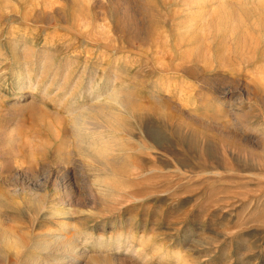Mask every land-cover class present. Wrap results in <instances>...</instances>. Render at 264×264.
I'll return each instance as SVG.
<instances>
[{
  "label": "rangeland",
  "instance_id": "374dc122",
  "mask_svg": "<svg viewBox=\"0 0 264 264\" xmlns=\"http://www.w3.org/2000/svg\"><path fill=\"white\" fill-rule=\"evenodd\" d=\"M112 95L132 100L110 132L126 170L104 173L74 117ZM63 226L109 264H264V0H0V231L21 247L0 264Z\"/></svg>",
  "mask_w": 264,
  "mask_h": 264
},
{
  "label": "bare ground",
  "instance_id": "6f19581e",
  "mask_svg": "<svg viewBox=\"0 0 264 264\" xmlns=\"http://www.w3.org/2000/svg\"><path fill=\"white\" fill-rule=\"evenodd\" d=\"M227 21L231 23L227 25L229 26L232 25V28L238 27L237 18H232L231 16L228 20H226V22ZM192 25H193V22L191 26ZM194 30H196V28H194ZM160 38L158 39V41L159 40L161 41L162 38L161 39ZM240 39H243V35L240 34V32H238L237 40L240 41ZM178 41H180V39ZM184 55L185 54L180 53L179 58L185 57ZM217 58L216 60L219 59L220 60L219 62H221V58H218V59ZM16 66L17 67L10 73V78H11L10 83L12 84L13 87H15L18 91H20L23 89V85L26 83V86H27V83H28L27 81H30V80L27 77L25 78L23 76V74L28 75L27 67L25 66V64L23 63L21 64L18 62ZM181 66L182 67H179V68H182L181 70L185 69L187 73H190L192 70V68H189L188 65L186 66V68H185V65L184 66L181 65ZM131 104H132V100L130 98H127V97L120 98L118 96L112 95L109 97V99L106 102L86 108L85 111L79 113L76 117H74L75 123H76V132L79 137L78 147L80 151L82 152L83 156L88 162L98 167L104 173L124 172L126 170L125 165L123 163H118L115 159L116 155L118 154V149H117L116 144L111 139L112 135L110 134V132L113 129H117L120 123V116L118 115V113L120 112L118 110L116 111V109L129 110L131 107ZM62 167H63L62 170L64 171L63 173L64 176L61 178V183L58 180H54L55 187L57 188L58 186L63 185L64 187L68 188V191H70V193H75L74 185H73V182L71 181V176L73 175H70L69 171L66 168H64V166ZM94 184L98 187V190H100V188L102 190L103 187L109 186L111 183L109 181V178H103L97 175L96 178L94 179ZM76 194H78V192H76ZM62 211H58V213L62 214ZM62 219H65V218H62ZM68 231L69 230L67 229V227L63 226L61 229L49 228L44 234H41V233L37 234L35 236V240L33 241V245L39 251L36 254L34 253L33 255L29 253L30 256L27 254L29 257L25 261V264H76L77 263L76 260L78 259H88L89 258L88 250L86 246L80 245V244L77 245L75 243L77 239L75 241L74 238L76 237L75 235L78 233V231L76 232V230L75 231L73 230L75 235L73 231H71L72 233L71 232L68 233ZM102 236L99 235L97 236V238H95L91 234H87L84 239L86 240L94 239L95 241L94 243L96 244L94 245L97 246V248L99 249H101L102 247L103 248L105 247L106 248L105 250L107 252H110L112 249L113 250L115 249L114 252H119L118 250L120 248L118 245L119 243L117 241L111 239L110 237H108L107 240H103ZM103 241H106V243L103 244ZM0 242L2 243L3 247L12 246L13 252H16L19 248H21L20 243L9 233L0 231ZM168 251L169 249H159L155 252V256H157L161 260H164V259L166 260L167 258L166 255H167L168 259L172 258V263L178 262V264H186L183 260V255L181 253H178V250L170 249L169 253ZM3 258L0 255V261L2 263L4 261ZM24 258H26V256ZM109 258L110 257L108 256V259ZM99 259L100 260H96L95 258H89L88 262L90 264H109V261L107 259L101 258V257H99ZM138 259L139 260H147V259L149 260V258L145 255H139V257H137V260ZM143 263L144 261L142 263L140 261V264H143Z\"/></svg>",
  "mask_w": 264,
  "mask_h": 264
}]
</instances>
